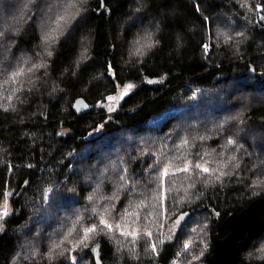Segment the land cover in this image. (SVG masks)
<instances>
[{"label":"trees","instance_id":"obj_1","mask_svg":"<svg viewBox=\"0 0 264 264\" xmlns=\"http://www.w3.org/2000/svg\"><path fill=\"white\" fill-rule=\"evenodd\" d=\"M3 5L0 264H212L264 197V0Z\"/></svg>","mask_w":264,"mask_h":264},{"label":"water","instance_id":"obj_2","mask_svg":"<svg viewBox=\"0 0 264 264\" xmlns=\"http://www.w3.org/2000/svg\"><path fill=\"white\" fill-rule=\"evenodd\" d=\"M89 107L90 104L84 97H79L74 102V110L78 113L88 111ZM115 109L113 107L111 111L114 112ZM223 224L229 232L223 237L219 233L213 235L214 246L209 257L211 263L245 264L239 260L240 253L264 229V197L254 199L241 211L231 212Z\"/></svg>","mask_w":264,"mask_h":264},{"label":"rangeland","instance_id":"obj_3","mask_svg":"<svg viewBox=\"0 0 264 264\" xmlns=\"http://www.w3.org/2000/svg\"><path fill=\"white\" fill-rule=\"evenodd\" d=\"M20 3V2H19ZM18 2H14L13 1V6L16 8H20V5H19ZM11 5V6H12ZM14 8H10L9 5H6V8L2 7V9L0 10V29H5L7 31L8 28L5 27V23L6 21L4 20V17L7 13V11H10V10H13ZM260 18L261 19H264V13H261L260 14ZM119 95V94H118ZM117 99V95H112L109 97L108 99V102L106 103V108H107V111L104 113L105 117L106 118H110L112 117V114L114 113L113 111H111V109L114 107L115 105V101ZM11 212V207H10V204L8 202H6L4 204V207L2 209V211L0 212V230H4L5 228V225H4V219L5 217ZM173 230H175V226H169V229H168V232L166 233V239L171 237V234L173 232ZM173 264H176V262H174Z\"/></svg>","mask_w":264,"mask_h":264}]
</instances>
